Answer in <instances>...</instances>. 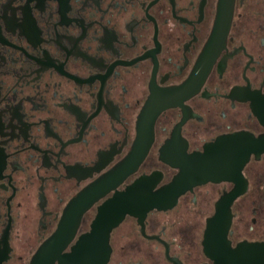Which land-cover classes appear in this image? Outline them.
Listing matches in <instances>:
<instances>
[{
	"label": "flooded vegetation",
	"instance_id": "flooded-vegetation-1",
	"mask_svg": "<svg viewBox=\"0 0 264 264\" xmlns=\"http://www.w3.org/2000/svg\"><path fill=\"white\" fill-rule=\"evenodd\" d=\"M218 3L0 0V264H31L68 202L128 161L152 90L199 75ZM210 56L198 89L156 116L146 154L82 213L63 253L114 192L136 182L162 197L178 172L171 153L205 145L222 169L170 206L126 213L105 264H215L225 246L264 242V0H233ZM223 138L247 152L240 168L225 169Z\"/></svg>",
	"mask_w": 264,
	"mask_h": 264
},
{
	"label": "water",
	"instance_id": "water-1",
	"mask_svg": "<svg viewBox=\"0 0 264 264\" xmlns=\"http://www.w3.org/2000/svg\"><path fill=\"white\" fill-rule=\"evenodd\" d=\"M232 3L233 0H219L213 35L204 50L205 56L197 67V71L201 75L200 78L199 75H192V80L181 86L152 90L138 115L135 146L128 161L115 170L112 169L101 175L68 202L56 229L37 248L31 264H52L54 261L57 264H105L110 252L109 232L126 213L142 218L150 209L170 206L179 192L194 184L211 179L215 176L216 170L222 169L220 156L217 155L220 152L216 148L212 150L205 145L202 151L187 153L184 147L179 151H174L168 162L176 167L178 172L165 189V195L161 197L158 191L151 190V186L145 189L138 188L136 182L124 191L114 192L111 197L98 205L95 217L90 224V230L79 236L71 246L70 252H62L74 234L82 213L110 190L115 177H122L134 170L137 163L146 154L152 140L153 123L156 116L165 108L179 104L186 96L198 89L199 79L204 74V68L201 65L206 64V61L210 59L213 48L221 46L230 22ZM218 142L228 145L227 150L223 149V160L228 162L224 166L225 169L230 171L240 168L243 161L246 160L247 152L243 150L237 152L234 147L236 141L232 138H223ZM216 214L217 216L221 215V206L217 207ZM203 245L204 252L208 255L211 247L206 242ZM215 255L218 258L215 264H264V242L239 244L233 249L225 246V248L217 250Z\"/></svg>",
	"mask_w": 264,
	"mask_h": 264
},
{
	"label": "rangeland",
	"instance_id": "rangeland-1",
	"mask_svg": "<svg viewBox=\"0 0 264 264\" xmlns=\"http://www.w3.org/2000/svg\"><path fill=\"white\" fill-rule=\"evenodd\" d=\"M154 257H159V255H154ZM151 259V258H150ZM149 258H148V260H150Z\"/></svg>",
	"mask_w": 264,
	"mask_h": 264
}]
</instances>
